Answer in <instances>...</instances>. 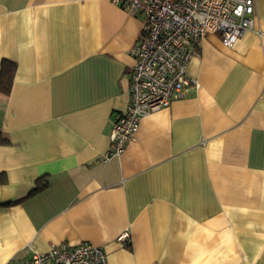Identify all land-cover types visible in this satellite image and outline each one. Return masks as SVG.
Wrapping results in <instances>:
<instances>
[{
    "label": "crops",
    "instance_id": "0c3cea01",
    "mask_svg": "<svg viewBox=\"0 0 264 264\" xmlns=\"http://www.w3.org/2000/svg\"><path fill=\"white\" fill-rule=\"evenodd\" d=\"M233 48L189 65L198 84L140 121L110 161L143 29L110 0H0V264L89 244L108 264H264V0ZM41 187L40 190H36ZM128 230L131 245L117 237Z\"/></svg>",
    "mask_w": 264,
    "mask_h": 264
},
{
    "label": "built area",
    "instance_id": "2783aa9c",
    "mask_svg": "<svg viewBox=\"0 0 264 264\" xmlns=\"http://www.w3.org/2000/svg\"><path fill=\"white\" fill-rule=\"evenodd\" d=\"M144 24L130 51L136 60L131 71L130 101L115 116L111 150L105 161L120 157L137 138L140 121L173 101L183 99L198 84L189 75V65L203 39L220 34L224 45L233 48L240 37L254 28L255 0H110ZM123 247L131 245L128 230L117 237ZM31 257L8 264H108L100 247L82 244L52 245L46 253L27 247Z\"/></svg>",
    "mask_w": 264,
    "mask_h": 264
},
{
    "label": "trees",
    "instance_id": "16d2710c",
    "mask_svg": "<svg viewBox=\"0 0 264 264\" xmlns=\"http://www.w3.org/2000/svg\"><path fill=\"white\" fill-rule=\"evenodd\" d=\"M16 72V65L10 61H4L0 72V92L9 94L13 85ZM8 144L7 137L0 131V146ZM7 177L4 173H0V187L6 184ZM41 187L36 190H40Z\"/></svg>",
    "mask_w": 264,
    "mask_h": 264
}]
</instances>
